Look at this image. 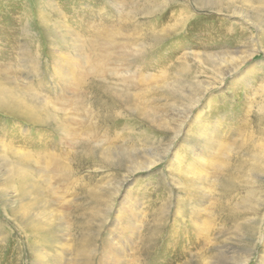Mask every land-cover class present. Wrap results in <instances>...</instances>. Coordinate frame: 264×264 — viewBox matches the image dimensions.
<instances>
[{
	"label": "rangeland",
	"instance_id": "rangeland-1",
	"mask_svg": "<svg viewBox=\"0 0 264 264\" xmlns=\"http://www.w3.org/2000/svg\"><path fill=\"white\" fill-rule=\"evenodd\" d=\"M37 251L264 263V0H0V264Z\"/></svg>",
	"mask_w": 264,
	"mask_h": 264
},
{
	"label": "bare ground",
	"instance_id": "bare-ground-1",
	"mask_svg": "<svg viewBox=\"0 0 264 264\" xmlns=\"http://www.w3.org/2000/svg\"><path fill=\"white\" fill-rule=\"evenodd\" d=\"M211 107V106H210ZM200 114V113H199ZM200 116H201V114H200ZM202 117V116H201ZM205 122V121H204ZM202 127H200V133H199V135H201L204 139H205V141H203V142H205V146H207V148H208V150L207 149H205V150H207L208 152H207V156H205V155H203L202 154V152H201V149L200 148H198V149H200V152L199 151H197V149L194 151V154H195V156L194 155H192L191 156V159L189 160V161H187V162H185L184 160H183V156L180 154V153H176V158L178 159V167L181 165V164H188V170H195V169H197V167L198 166H201V165H203L202 163V161H200V160H198V159H202L203 161H206L208 158H211L213 155H212V152H211V149L212 148H214L215 150H218V148H219V145H220V143H222V141H223V139H221V137L219 138V140L217 139H214L215 138V134H213V135H211L210 137H208L207 138V136H205L204 134L206 133V132H210V130H209V128L206 126V124L204 125H201ZM197 127V126H196ZM211 133V132H210ZM202 138V139H203ZM203 148V147H202ZM205 152V151H204ZM189 154V153H188ZM190 155V154H189ZM176 159V160H177ZM206 163V162H205ZM204 163V164H205ZM204 166V165H203ZM24 200V199H23ZM146 200V199H145ZM31 204V203H30ZM131 205V204H130ZM131 207H132V205H131ZM23 210V209H22ZM134 210V209H133ZM194 210V209H193ZM109 212V211H108ZM108 212L106 213V215H105V219H108L109 218V215H108ZM192 212V211H191ZM132 213V212H131ZM136 213V212H135ZM193 213V212H192ZM179 214H181V213H179ZM131 215V214H130ZM133 215V214H132ZM136 215V214H135ZM195 215H197V211H194V213L191 215V217H192V222H193V224L195 225V227L196 228H199L200 226L198 225V224H196V223H198V222H196V219H195ZM180 217V216H179ZM182 217V216H181ZM134 218V217H133ZM132 219V218H131ZM109 220V219H108ZM184 220V219H183ZM108 222V221H107ZM45 223V222H44ZM182 224V223H181ZM180 225V224H179ZM201 229V228H200ZM198 230V229H197ZM176 237V236H175ZM180 237V236H179ZM177 240H179V239H177ZM172 242V241H171ZM175 243V242H174ZM131 245V244H130ZM168 246V245H167ZM107 249V248H106ZM114 249V248H113ZM108 250H109V248H108ZM108 250H107V253H108ZM118 250V249H117ZM129 252V251H128ZM123 253L124 252H122L121 253V255H122V258H123V256L125 257V254L123 255ZM131 253V252H130ZM37 255H38V264H44V261H47V256L45 255V253H44V251H37V253H36ZM61 255H64V254H58V255H55V256H53V258L54 259H56L57 260V262H59V264H65L66 263V261L67 260H65L63 263H62V261H61V259L63 260V258H62V256ZM102 255H103V253H102ZM130 255V254H129ZM64 256H66V255H64ZM105 256H106V254H105ZM105 256H103V257H105ZM131 256V255H130ZM113 257V256H112ZM67 259H68V257H66ZM115 258V257H114ZM121 258V259H122ZM244 258V257H243ZM129 259H131V258H129ZM133 259V258H132ZM70 260V259H69ZM126 260V262H127V259H125ZM243 260V259H242ZM106 261H108L107 259H106ZM118 261V260H117ZM89 262H90V260L87 262V264H89ZM122 262H124V260L122 261ZM121 262V263H122ZM130 262V261H129ZM247 262H248V257L242 262V264H247ZM55 263V262H54ZM116 263V262H115ZM118 263V262H117ZM131 263H132V261H131ZM84 264H86V263H84ZM104 264H107V262H105ZM123 264V263H122ZM133 264V263H132ZM136 264V263H135ZM264 264V263H263Z\"/></svg>",
	"mask_w": 264,
	"mask_h": 264
}]
</instances>
